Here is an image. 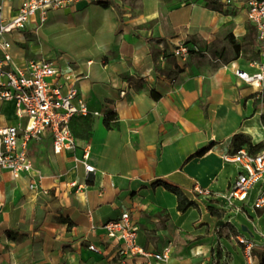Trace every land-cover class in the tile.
Returning <instances> with one entry per match:
<instances>
[{
	"label": "crops",
	"instance_id": "obj_1",
	"mask_svg": "<svg viewBox=\"0 0 264 264\" xmlns=\"http://www.w3.org/2000/svg\"><path fill=\"white\" fill-rule=\"evenodd\" d=\"M26 1L0 0L4 22ZM217 1L220 10L201 0L79 1L0 38L11 45L6 70L53 62L72 79L51 83L64 93L74 86L90 112L70 122L75 151L55 154L46 134L30 144L31 175L0 172V264H146L123 257V243L104 228L126 213L140 247L171 246L170 264H248L241 236L256 245L253 264L262 263L264 244L240 217L259 232L264 210H246L254 195L236 202L244 211L239 229L221 199L241 172L225 161L234 138L245 135L264 151V91L235 74L256 72L257 30L250 0ZM180 43L190 49L187 61L174 56ZM19 122L26 121L15 103L0 101V129ZM87 147L91 174L75 161ZM168 186L194 206L181 213Z\"/></svg>",
	"mask_w": 264,
	"mask_h": 264
},
{
	"label": "built area",
	"instance_id": "obj_2",
	"mask_svg": "<svg viewBox=\"0 0 264 264\" xmlns=\"http://www.w3.org/2000/svg\"><path fill=\"white\" fill-rule=\"evenodd\" d=\"M79 1L99 3L104 0H29L23 3L19 13L10 23L4 22L3 6L0 5V38L14 31L24 30L38 13L41 14L42 21H46L50 11ZM227 3L231 2L228 0ZM247 13L250 23L257 30L261 59L250 64L256 69L254 74L241 69H235V74L245 83L264 91V0H250L247 3ZM10 48L8 42L0 41V51L4 53L0 58V101L14 102L19 118L26 122L0 129V172H11L14 178L18 179L35 171L29 153L30 144L41 141L46 134L52 136L55 154L75 151L77 142L70 122L74 116H87L90 112L74 86L64 93L63 86L51 83L68 82L72 79L70 74L61 75L53 62L30 61L22 69L6 70V65L12 61L8 53ZM174 56L187 61L190 56L189 47L180 43L174 51ZM90 156L91 149L87 147L82 158L75 159L76 163L83 165L87 174L95 172V167L90 163ZM225 161L235 164L241 170L229 192L221 196L225 202V210L236 216L243 214L244 211L236 202L247 203L251 191L259 183L262 187L255 198L254 209L264 210V151L251 154L246 149H241L225 157ZM72 187H75V184H72ZM30 188L34 190L37 186L33 183ZM198 192L206 196L211 195L208 190ZM104 228L110 238L123 243V257H143L147 260L146 264H170L171 246L157 253L146 251L138 245L139 228L132 222L130 214H124L119 220L106 224ZM261 236L264 239V232ZM236 239L238 244L244 247L248 264H253L256 245L242 236ZM89 249L100 253L95 246H90Z\"/></svg>",
	"mask_w": 264,
	"mask_h": 264
},
{
	"label": "trees",
	"instance_id": "obj_3",
	"mask_svg": "<svg viewBox=\"0 0 264 264\" xmlns=\"http://www.w3.org/2000/svg\"><path fill=\"white\" fill-rule=\"evenodd\" d=\"M203 1L207 7L213 9V10H220L221 5L219 4V2L217 0H201ZM111 121H113V117L111 116L110 118L106 119L105 124L107 126V128L111 129L112 125H111ZM233 145H234V149H235V153L238 152L239 150L243 149L244 146L247 145L248 148V152L251 154H257L260 153L258 152L260 146L258 147H252L250 145V141L247 138V136L245 135H237L234 138L233 141ZM170 191H172L178 198V210L181 213H186L191 207L194 206V204L192 202H189L188 199L183 195L182 192H180L179 190L172 188V187H167ZM218 217H221V214H217ZM243 233V231H242ZM264 264V257L262 259V263Z\"/></svg>",
	"mask_w": 264,
	"mask_h": 264
},
{
	"label": "rangeland",
	"instance_id": "obj_4",
	"mask_svg": "<svg viewBox=\"0 0 264 264\" xmlns=\"http://www.w3.org/2000/svg\"><path fill=\"white\" fill-rule=\"evenodd\" d=\"M255 187H256V189H255ZM255 187H254L255 191H253L254 189L251 191V196L254 195V197L256 198L255 195H257V192H258L257 190H258L259 186L256 185ZM255 198H254V200L251 201L250 207L246 208V210L252 216H256L257 215L256 212H255V209H254ZM231 217L233 218V221H235V223L238 224L239 229H242V226L239 224V221L237 220L238 217L236 216V214H232ZM240 220H242L244 222V225L249 228V230L254 235L255 240H258V241H260L261 243L264 244V239L261 236V232H264V220H263V222L259 223V232H257L254 229V226L250 222H248L245 219H243V217H240Z\"/></svg>",
	"mask_w": 264,
	"mask_h": 264
},
{
	"label": "water",
	"instance_id": "obj_5",
	"mask_svg": "<svg viewBox=\"0 0 264 264\" xmlns=\"http://www.w3.org/2000/svg\"><path fill=\"white\" fill-rule=\"evenodd\" d=\"M221 225H222V223H221ZM244 231H245V232H247V230H246V229H245Z\"/></svg>",
	"mask_w": 264,
	"mask_h": 264
}]
</instances>
